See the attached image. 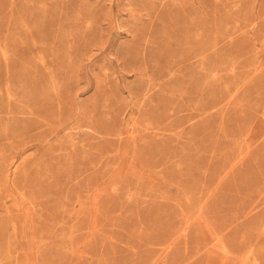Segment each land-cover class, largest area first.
<instances>
[{"label": "rangeland", "instance_id": "rangeland-1", "mask_svg": "<svg viewBox=\"0 0 264 264\" xmlns=\"http://www.w3.org/2000/svg\"><path fill=\"white\" fill-rule=\"evenodd\" d=\"M0 264H264V0H0Z\"/></svg>", "mask_w": 264, "mask_h": 264}]
</instances>
